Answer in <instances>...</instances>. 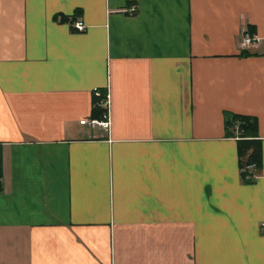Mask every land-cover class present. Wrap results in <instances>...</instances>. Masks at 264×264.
Listing matches in <instances>:
<instances>
[{
    "label": "crops",
    "instance_id": "1",
    "mask_svg": "<svg viewBox=\"0 0 264 264\" xmlns=\"http://www.w3.org/2000/svg\"><path fill=\"white\" fill-rule=\"evenodd\" d=\"M0 151V264H264V0H0Z\"/></svg>",
    "mask_w": 264,
    "mask_h": 264
},
{
    "label": "trees",
    "instance_id": "2",
    "mask_svg": "<svg viewBox=\"0 0 264 264\" xmlns=\"http://www.w3.org/2000/svg\"><path fill=\"white\" fill-rule=\"evenodd\" d=\"M100 97V98H98ZM96 97L95 105H103L106 101V94L101 93L100 96ZM98 108V107H96ZM108 112L106 107L102 110L101 119H104V115ZM226 127L229 130V136L236 135L239 138L238 148L240 155L242 156V174L244 179L253 180L255 179L254 170L252 173L243 170L244 167L250 164H255L257 167L260 166L261 147L260 140H258V122L255 117L233 114L230 119L226 121ZM232 129V131H230ZM257 163V164H256ZM2 177V159L0 151V179ZM1 189V181H0Z\"/></svg>",
    "mask_w": 264,
    "mask_h": 264
},
{
    "label": "built area",
    "instance_id": "3",
    "mask_svg": "<svg viewBox=\"0 0 264 264\" xmlns=\"http://www.w3.org/2000/svg\"><path fill=\"white\" fill-rule=\"evenodd\" d=\"M131 11L135 12L136 8L135 7L131 8ZM85 27L86 26H85V24L82 21H77L74 24V28L77 31H83L85 29ZM261 40H262L261 37L256 36V35H251L250 33H248V31H245L243 33L242 40H241V48H243L245 50L258 49L259 46H260ZM81 123L82 124L88 123L92 127H95L96 124L97 125H101L106 130H108L109 127H110V121H109V115L108 114L104 115L103 121H99L98 122L96 120H92V121L82 120ZM255 169H256V165L255 164H250V165H247L246 167L243 168V170L249 171L250 173H252L253 170H255Z\"/></svg>",
    "mask_w": 264,
    "mask_h": 264
}]
</instances>
